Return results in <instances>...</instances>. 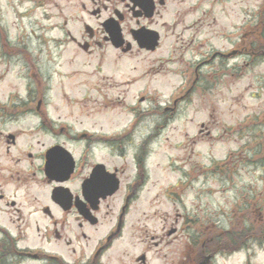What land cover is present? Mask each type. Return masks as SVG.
Instances as JSON below:
<instances>
[{
  "label": "rangeland",
  "instance_id": "rangeland-1",
  "mask_svg": "<svg viewBox=\"0 0 264 264\" xmlns=\"http://www.w3.org/2000/svg\"><path fill=\"white\" fill-rule=\"evenodd\" d=\"M196 1L177 4L182 12L180 23L174 29L163 30L158 51L117 58L108 50L100 72L95 70L97 59L86 58L75 49L69 50L73 58L69 63L73 60V64L67 70L62 69L65 64L60 59L49 62V52H45L46 57L36 56L43 62L37 63L39 70L53 76L49 84L47 75L43 78L40 74L47 86L53 87L48 91L45 108L54 120H62L81 133L87 129L110 135L134 120L138 122L121 143L93 144L96 149L91 161L109 158L111 166L126 169L129 179L135 171V154L144 152L147 156L142 166L145 184L136 192L123 237L102 257L103 264H138L136 259L143 252L149 264H177L185 259L186 247L196 256L203 252L206 242L217 253L211 264H264V243L249 241L252 232L243 233L244 229L264 226V59L247 54L229 61L214 59L198 67L199 61L207 60L213 50L232 48L245 22L259 25L260 19L264 27V10L260 13L264 0H230L212 14H204L209 7L203 3L201 10L183 15ZM196 21L198 24L188 29ZM11 22L9 16L7 34L14 38L18 32L12 29ZM70 29L76 34L79 27L71 23ZM221 33L229 34V40H223ZM33 42L38 53L41 41ZM56 49L54 43L53 57L60 55ZM196 67L201 74L198 84L174 107L173 100L189 90L187 84L196 83ZM39 80L42 81L40 77ZM27 82L32 83L28 77L7 75L0 84L2 98L10 86ZM36 83L33 80L32 85ZM36 89L41 90L38 86ZM142 96L146 100L139 102ZM68 98L78 103L69 106ZM168 106L174 110H167ZM26 121L29 123L22 124L33 126L32 120ZM65 139L63 133L54 140ZM48 140L46 146L55 142ZM95 141L81 142L79 146ZM0 161H4L2 157ZM9 210L12 220L0 214V226L14 235L21 223H17L13 209ZM105 232L102 228L92 239L103 238ZM4 237L0 232V241ZM39 244L29 236L18 246L31 248ZM91 250L90 247L86 256ZM14 259L1 258L3 263L17 264L11 262Z\"/></svg>",
  "mask_w": 264,
  "mask_h": 264
},
{
  "label": "flooded vegetation",
  "instance_id": "flooded-vegetation-1",
  "mask_svg": "<svg viewBox=\"0 0 264 264\" xmlns=\"http://www.w3.org/2000/svg\"><path fill=\"white\" fill-rule=\"evenodd\" d=\"M185 1L0 0V84L11 73L16 78L28 77L32 81L27 82L28 85L10 86L4 98L0 92V158L4 160L0 161V214L12 220L9 210L12 208L17 223H21L17 225V234L12 235L17 239L16 243L29 236L40 243L31 248L18 247L15 251L18 257L40 263L55 260L59 264H103L102 257L123 237L127 216L136 192L142 189L139 186L143 187L146 174L141 152L133 158L135 171L130 179L125 175L126 169L111 166L109 158L97 162L90 160L95 155L94 143L116 144L127 135L101 138L89 130L81 133L62 120H54L45 108L48 91L51 92L53 87L47 86L48 82L43 79L47 75L50 84L53 76L39 70L37 63L43 62L36 56L46 57L45 52H49V62L60 59L65 64L62 69L67 70L68 65L73 64V60L69 63V50L75 49L86 58L97 59L95 70L100 72L101 61L108 50L115 52L117 58L125 54L154 53L161 48L163 30L174 29L180 23L182 12L177 4ZM229 1L197 0L183 15L201 10L203 3L209 7L204 14L209 11L212 14L216 7ZM9 16L12 29L18 32L14 38L7 34ZM71 23L79 27L76 34L70 29ZM197 24L196 21L188 29ZM221 34L223 40H229V34ZM244 34L241 30L239 37L237 35L236 48L235 42L231 51L228 48L224 52L215 50L203 63L218 58L227 60L229 56L225 53L235 51L239 55ZM149 35L158 36L160 40L154 51L142 49L139 45ZM31 36L33 41H41L38 53ZM113 39L119 42L123 39V45L117 48ZM54 43L57 44L56 51H60L56 57H53ZM97 52L100 54L96 55ZM253 54L260 53L254 50ZM33 80L37 81L34 86ZM198 80L197 74L195 85ZM37 86L41 88L39 92ZM26 120H32L33 126L23 125V121L29 123ZM63 133L65 141L54 140ZM94 138L95 142L79 146L81 142L87 143ZM46 139L55 142L46 146ZM38 148L41 150L36 151ZM49 153H52L50 161ZM94 172V180L89 183ZM116 182V190L110 194ZM112 210L114 212L110 213ZM102 228L106 229L105 236L93 240ZM207 244L196 256L189 249L183 262L177 264H207L209 260L208 264L213 263L217 253L211 244ZM90 247L92 250L86 256ZM136 260L138 264H149L146 252Z\"/></svg>",
  "mask_w": 264,
  "mask_h": 264
},
{
  "label": "trees",
  "instance_id": "trees-1",
  "mask_svg": "<svg viewBox=\"0 0 264 264\" xmlns=\"http://www.w3.org/2000/svg\"><path fill=\"white\" fill-rule=\"evenodd\" d=\"M261 9L262 10H264V2H263V5H261ZM263 12V11H262ZM261 17V16H260ZM259 23H260V25L259 26H257V27H255V28H257L258 30H262V29H264V27H261V22H260V19H259V21H258ZM263 26H264V24H263ZM254 30V29H253ZM253 30L251 31V35H253ZM264 30H262V34L260 33V36L258 37L259 39H258V41H256L254 44H258V45H260V48L261 47H263L264 46V39L263 38H261V35H263L264 34V32H263ZM264 36V35H263ZM262 36V37H263ZM261 39H263V40H261ZM249 39H247L246 37H245V39H244V43L243 44H241L240 45V48L242 49V48H245V50L247 49V51H249L250 53L252 52L251 50H250V48H251V44H249ZM249 48V49H248ZM254 230H256V231H254ZM252 229V230H246V229H244L243 230V233L244 234H247V233H249V232H252V234H253V236H249V239H253V240H260V239H264V226L262 225L261 227H259V228H257V229ZM258 232H260V233H258ZM248 235V234H247ZM228 236L230 237V234H228ZM244 246V245H243ZM14 247V241L11 239V238H9V237H6L5 238V240H3L1 243H0V264H4L3 263V260H1V258H2V256H4V257H7L9 254H11V253H9V250L10 249H12ZM53 263H55V261H53Z\"/></svg>",
  "mask_w": 264,
  "mask_h": 264
},
{
  "label": "water",
  "instance_id": "water-1",
  "mask_svg": "<svg viewBox=\"0 0 264 264\" xmlns=\"http://www.w3.org/2000/svg\"><path fill=\"white\" fill-rule=\"evenodd\" d=\"M146 38L149 39V41H150L152 44H153V41H155L153 37L148 36V37H146ZM113 41H114V44H115L117 47L121 46V44H122V42H119V40H115V39H113ZM144 41H148V40H144ZM120 43H121V44H120ZM141 44H142V45H145V44H143L142 42H141ZM152 44H151V45H145V47H148V48L154 49V46H152ZM155 44H156V43H155ZM142 45H141V46H142ZM92 181H93V179H92Z\"/></svg>",
  "mask_w": 264,
  "mask_h": 264
},
{
  "label": "bare ground",
  "instance_id": "bare-ground-1",
  "mask_svg": "<svg viewBox=\"0 0 264 264\" xmlns=\"http://www.w3.org/2000/svg\"><path fill=\"white\" fill-rule=\"evenodd\" d=\"M73 103H78V101H74ZM73 103H72V101L68 100V104H69V106H70L71 104H73ZM89 116H90V117H93V113H90Z\"/></svg>",
  "mask_w": 264,
  "mask_h": 264
}]
</instances>
